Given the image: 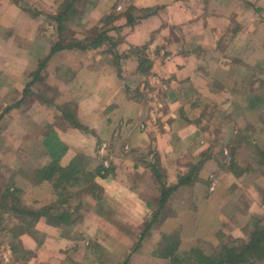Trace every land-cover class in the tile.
Segmentation results:
<instances>
[{"label": "crops", "instance_id": "0c3cea01", "mask_svg": "<svg viewBox=\"0 0 264 264\" xmlns=\"http://www.w3.org/2000/svg\"><path fill=\"white\" fill-rule=\"evenodd\" d=\"M61 1L0 0V114L8 106L14 114L23 105L35 90L33 78L40 63L49 57L39 74L41 81L56 86L65 104L73 100L76 118L86 128L85 132L68 128L61 112L55 110L63 105L62 100L52 106L55 112H50L58 114L60 121L54 130L68 147L64 158L70 161L81 156L90 168L104 163L110 169L107 178L95 177L100 199L86 197L88 208L73 229L85 239L78 262L123 264L128 259V264H171L152 253L161 237L174 231L175 214L159 227L152 226L139 250L132 252V242L137 243L160 201V185L152 170L154 158L165 173L167 186L175 185L183 170L204 159L197 183L173 191L163 210L169 205L172 210H184L183 196L179 204L173 200L189 191L196 199L192 203L196 211L200 205L212 208L209 195L215 196L217 186L208 184V178L218 171L217 160L227 141L220 132L232 129L234 138L244 139L243 119L264 114V94L257 86L258 79H264L258 73L259 68L264 72V15L253 10V6L264 9V0H132L130 9L116 13L118 19L113 22L118 25L105 27L115 46L108 42L110 49L103 44L88 55L73 49L50 56L55 38L44 15H53ZM117 1L114 5L113 0H97L91 16L84 15L75 28L107 15L110 11L105 5L114 8ZM26 9L37 11L38 16ZM144 11L151 13L141 14ZM143 47L150 65L145 74L138 72L131 53ZM27 107L25 113L31 112ZM38 123L17 120L15 124L29 141L30 137L42 138L36 137L43 127ZM103 145L107 149L99 160ZM252 185L227 190L236 193L241 213L251 212L256 202L264 206V200L255 199L257 188ZM209 213L214 218L219 215L214 210ZM46 240L53 241V237ZM188 245L182 239L179 250L188 251ZM65 246H72V241L63 239L57 248L64 252ZM146 247L152 248L150 254L142 251ZM39 258L27 264H62L58 255L42 253Z\"/></svg>", "mask_w": 264, "mask_h": 264}, {"label": "rangeland", "instance_id": "374dc122", "mask_svg": "<svg viewBox=\"0 0 264 264\" xmlns=\"http://www.w3.org/2000/svg\"><path fill=\"white\" fill-rule=\"evenodd\" d=\"M113 1L115 5L117 0ZM84 2L86 3L85 5ZM61 3L58 4L53 15L56 14ZM88 3L95 5L97 4V0H83L79 2L77 5L79 11L86 9ZM131 3L132 0H118L114 8H108L105 5V8L110 11L107 15L113 16L116 15V13L123 14L125 13V10L130 9ZM146 13L147 12L144 11L141 14L144 15ZM107 15L104 16L106 17ZM44 16L47 25L51 26L46 15ZM49 16H52V14H49ZM104 16L102 15L101 17L97 18V20H95L93 23H88L83 27H79V30L75 28L76 23L78 22V20L75 19L73 24L68 25V32H72V38L74 34V38L76 40L92 39L96 31L101 33L103 31H108L107 28L105 29V27L114 26V22L106 26L105 19H102ZM115 25H118V23ZM107 43L108 41L104 43L106 48L108 47ZM107 49L110 48L108 47ZM79 51L85 55H88V52L93 50ZM116 56L119 57L118 55ZM116 60L118 61L120 59L116 58ZM55 87L56 86L47 85L46 82H42L41 79L40 81H36V84L34 85V91L36 92L32 91L31 95L26 96L23 105H20L14 114H7L0 120L2 125V129L0 130V197L5 195V191H8V194L12 195L11 201L17 199L20 201L22 207L29 208V210L41 209L44 206L46 207L52 203H56V201H59V197H57L55 193L61 192V190H54L53 186L55 185V182L53 181H43L41 183L37 182L38 171L46 167L47 163L49 162L47 150L39 142L35 143L33 146H31V148H28L25 143L27 140L25 135L26 133L21 131L15 123H17V120H23L25 123H30V120L33 122H39L38 127L43 126L39 130V132L42 134H39L36 137L42 136V138L45 136V133H49V130H47L45 126L51 125L52 127L54 126L58 128L60 125L59 115L55 113L53 115V112L55 111L52 106H56L60 100H62L63 105H65V99H60L58 91ZM259 90L264 92V90ZM46 100H50L51 104H45L44 102ZM66 104L76 111L77 108L74 105L73 100H70V102ZM25 107L32 109L31 112L29 111L28 113H25ZM50 109L53 111L52 113L50 112ZM55 110L59 111L56 108ZM261 118H264V116H261ZM67 126L68 128L71 127L69 123ZM211 126H213L212 131L215 134L216 131L214 130L216 123H213ZM241 127L246 129L244 139L243 136L238 137V139L234 138L235 135L232 132V129H225V131L223 130L220 132L221 134L227 136V141L223 142L221 149L225 148L223 150L224 153L223 155L219 156L217 160L218 171L214 174L213 178H208V184L217 186L215 187V190L217 189V191L214 190L216 192L215 196L209 195L212 202L210 205L213 209L211 208L208 210L206 208H202V205H200V209L196 211V208L192 206V203H194L196 199H194L192 192L189 191L186 194L181 193L176 195L175 199L173 200L175 205L177 203L179 204V198L183 196L185 202L187 203V207L184 208V210H172V205H169L165 208V210H162V214L167 215L166 218L172 217L175 214V218H178L177 220L179 222V224L176 222L174 231L165 236L173 238L175 241H181L183 239L185 243L191 244L186 246L189 247V249L186 248L188 251L179 250L177 252V255L180 257L183 255V253H189L191 247H193L192 249L196 248L202 253L212 256L219 251L221 245H226L229 243L233 244V241H246L248 234L251 231L249 226L257 219H260L261 224L264 225V206L259 207V203L257 204L256 202L255 205L253 204L254 208L251 212H247L245 214L241 213V210L237 206V202H235V197H237L236 193L227 192L230 187L240 189V186L253 184L257 188V192L254 195L255 199H258L259 202L260 200H264V160L261 159L256 152V148L259 150H263L262 148H264V124L258 122L256 118H251L248 120L246 116V119L244 118L241 122L240 128ZM66 128L67 127H64V129ZM11 132L13 133L12 135ZM214 134H212L213 138H216ZM31 138L32 137L29 139L31 140ZM42 138H35V140ZM229 143H232L233 145L228 146L227 144ZM225 145L227 146L224 147ZM106 149L107 148L105 147V151ZM101 153L102 152H100L99 157ZM235 155H240L245 159L243 161H236V158H234ZM69 158L63 157L61 164H68ZM99 160H101V157ZM105 160L107 163V159ZM257 161L261 163L260 166H258L256 163ZM199 163L201 164V161ZM107 167L108 168H105L109 169V165ZM191 168L192 167L188 168L187 170L184 168L185 170H183V176L188 175ZM246 170L248 171L246 174H244L243 172ZM243 175L244 178L241 180L240 178ZM197 180L198 178L195 179L193 184H196ZM193 184L190 186L193 187ZM224 185L228 186V188H226ZM220 187H222L223 193H220ZM67 190L69 191H63V193L70 194L71 192L75 191L73 187H69ZM214 191L211 193H214ZM7 201H10V199ZM73 204L75 205L76 201ZM213 210L215 213H219L216 218H214L212 213H209ZM4 217V220L2 219V222L0 223V264H27L29 260L25 262L22 260L21 256L23 255L24 257L25 252H30V254H33L34 256L32 258H36V260L40 259L39 257L42 253H45L47 256H52L53 258L58 255L62 261V264H82L78 262L77 259H79L81 251L84 247V237L79 235L76 240H69L72 241V246H65V253L61 252L63 250H58L59 248L57 247H59L61 242H63V239H65L61 237V240H58V236L62 233V231L56 227L47 225L44 219H41L33 227L38 238L41 234L45 235V240L42 243V246L37 245L35 241L27 236L19 237L18 239H21L19 245L16 242L12 243L13 246L17 245L16 254L13 255L8 248V245L10 244V239L8 238L11 237L12 234L10 231L14 230L18 226V221L16 219L14 220L13 218H10L8 215ZM160 223H157L155 226L159 227ZM38 233L40 234L38 235ZM47 237H53V241H47ZM132 244L135 245L136 243L132 242ZM158 246L159 247L157 248V251L163 247V245ZM88 247L92 248L93 244L89 243ZM142 251L148 252V254H150L152 248L146 247ZM32 258H30V260Z\"/></svg>", "mask_w": 264, "mask_h": 264}, {"label": "trees", "instance_id": "16d2710c", "mask_svg": "<svg viewBox=\"0 0 264 264\" xmlns=\"http://www.w3.org/2000/svg\"><path fill=\"white\" fill-rule=\"evenodd\" d=\"M81 1L83 0H63L59 5L56 14L47 17L52 27L50 33H53V37L55 38V42L50 50V56L64 50H94L96 48H100L106 41L110 43L111 47L117 44L116 41H112L107 37V33L105 31L101 33L96 31L92 39L76 40L74 38V34L72 38V32H68L67 29L68 25L73 24L75 19L78 20L77 23H80L84 15L91 16V11L89 9L92 10L94 7V4L88 3L86 9L79 11L77 5ZM85 4L86 3L84 2V5ZM253 10H255L260 16L264 15L263 9L261 8L253 6ZM26 11L34 17L38 16L37 11H31L29 9H26ZM150 13V11H147V15ZM102 19H105V25L107 26L114 20L118 19V16L107 15ZM127 23H129V21H127ZM144 49L145 47L135 48L131 51L138 62V72L141 74L147 73L150 68L149 61L143 54ZM48 58L40 63L38 71L34 75V81H40L41 78L39 74L45 67V62ZM258 73L259 75L264 74L260 68ZM257 86L259 89L264 90V79L259 78ZM261 92L264 94L263 91ZM44 103L48 105L51 104L50 100H46ZM56 109L61 112L62 118L68 122L71 127L82 132L86 131V128H84L77 120L76 111L69 105H59L56 106ZM10 110L11 108L9 106L5 107L2 110L3 112L0 114V120L6 114H9ZM261 116L264 115H260L257 120L258 122L264 124V118H261ZM45 128L49 130V133H45V136H43L42 139L35 140L32 138L31 140L29 139V141L27 140L28 142L26 141L25 143L28 148H31V146L39 142L47 150L49 162L46 167L38 171L37 182H55V185L53 186L54 190H61V192L55 193V195L59 197V201H56V203H52L46 207L44 206L41 209L29 210V208L22 207L19 200L16 199L11 201L12 195L8 194V191H5V195L0 197V223L2 222V219L4 220V216L7 215L18 221V226L14 230L10 231L12 234L11 237L8 238L10 239L8 248L13 255L16 254L17 245L13 246L12 243L16 242L19 245L21 240L18 239L19 237L27 236L35 241L37 245L42 246V243L45 240V235L41 234L38 238L36 236L37 233L33 229L36 223H38L41 219H44L47 225L60 229L62 231L59 235L60 238L62 237L66 240H76L79 236L77 237L76 234H74V227L82 221V218L88 208L86 204V197L90 196L95 200L100 199V189L96 186L94 181L95 177L107 178L110 173V169H106L102 163L100 166L90 168L88 163L83 161L81 156H74L68 164L62 165L61 162L68 151V147L59 140L54 127L49 125L45 126ZM262 149L263 150H259L256 148V152L259 157L264 160V148ZM154 160L152 170L156 181L160 185V201L158 203L157 210L152 211V219L146 224L144 232H142L139 240L132 249L133 252L139 249L141 242L145 239L146 235H148L152 226L160 223L161 220L163 221L166 218L167 215L162 214V210L173 191L181 186L192 185L195 179H197V171L204 164V159H202L201 164L199 163L200 165H194L188 175L180 176L175 185L167 186L166 176L160 163L158 162L157 156H155ZM256 163L258 166L261 164L258 161ZM247 171L248 170L243 173L246 174ZM69 187H73L75 191L70 194H64L63 191H69L67 190ZM8 199H10V201H7ZM75 201L76 204L74 205L73 203ZM249 228H251V231L249 232L246 241H233V244L229 243L221 245L219 251L212 256L202 253L195 248L191 249L189 253H183L180 257L177 255L180 241H175V239L163 235L160 239V243L158 244L163 245V247L159 251L153 252L152 256L169 260L171 264H264V225L261 224L260 219H257L250 224ZM39 234L40 233H38V235ZM21 256L22 260L27 262L34 255L30 254V252H25L24 257L23 255ZM123 264H128V259Z\"/></svg>", "mask_w": 264, "mask_h": 264}, {"label": "built area", "instance_id": "2783aa9c", "mask_svg": "<svg viewBox=\"0 0 264 264\" xmlns=\"http://www.w3.org/2000/svg\"><path fill=\"white\" fill-rule=\"evenodd\" d=\"M105 150V146L103 145L101 148H100V152L104 151Z\"/></svg>", "mask_w": 264, "mask_h": 264}]
</instances>
